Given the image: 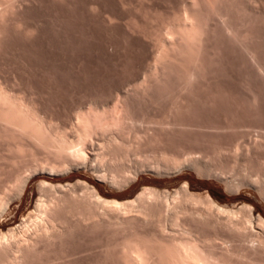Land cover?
<instances>
[{"label":"rangeland","instance_id":"1","mask_svg":"<svg viewBox=\"0 0 264 264\" xmlns=\"http://www.w3.org/2000/svg\"><path fill=\"white\" fill-rule=\"evenodd\" d=\"M195 1L0 0V88L12 96L25 98L47 119L61 126H69L71 120L74 121L76 109L86 107L90 102L111 104V99L117 95L133 93L136 91L134 87L137 88L142 80H148L156 68L155 62L158 63V46L165 42L167 44V40L171 38L168 34L176 25L177 28L179 23L184 24L187 17L185 15L191 11L189 7H193L191 3ZM237 1L250 8V16L248 14L245 17H249L248 20L240 17L245 19V22L234 15L231 22L233 20L232 23L242 31L250 27L248 31L254 36L252 47L257 53L256 61L238 49L237 45L229 42L224 34L219 35L218 32L215 37L212 32H208L201 36L200 42L197 43L199 47L194 48L195 54L189 56L199 64L201 78L193 81L189 89L179 97L174 91L171 97L162 99L160 103L150 107H136L137 113L147 114V117L166 118L172 115L211 124L226 121L224 124H234L236 128L229 127L219 134L199 130L188 133L174 131V134L173 131L172 134H167L161 130L153 134L146 133L144 135L148 134L147 138L140 139L141 155L139 153L127 159L125 165L126 169L129 168L123 176H118L122 180L117 178L119 182L115 183L110 180L113 173L108 172L107 179L100 178V172L83 165L69 171L36 170L32 166L34 158L42 159L43 155L45 158V153L26 137L0 125V231L6 232L9 228L16 227L34 209L37 200L46 197L40 192L43 183H52L55 188L60 185L59 189L62 185L61 189H67L72 186L70 184L80 180L93 186L102 197L120 201L135 197L144 186L170 193L187 182L190 191L207 192L220 206L231 209H238L243 204L251 206L253 216L249 226L252 227L248 229L260 232L257 218L260 215L264 219V189L253 181L259 174V177H264V137L257 136L255 132L249 133L248 126L252 123L253 126L264 128V74L258 68V63L263 62L261 65L264 66V0ZM185 8H188V12ZM198 13L201 17L205 16L202 11ZM170 55L173 56L171 53ZM174 58L177 62L182 60L176 56ZM190 58L187 60L193 61ZM184 61L182 60V63ZM180 64L181 62L176 63L179 65L176 67L181 68ZM169 98L171 101L174 99L179 111L170 110ZM188 103L191 107L189 110L186 109ZM241 134L246 137L241 139ZM239 137L240 139H237ZM189 138L193 141L190 146ZM151 140L168 145V150H172L174 146L179 148L180 145L182 148L185 146L183 150H204L208 156L206 166H202V170L185 166L178 171L177 168L174 169L175 165L170 164L174 167L172 172L171 168L169 171L159 168L158 170L152 162L153 157L150 156L154 154ZM238 140L240 143L245 142V145L241 144L238 148L239 151L235 150V147L232 148ZM233 151L240 153L236 162L233 160ZM162 162L167 163L165 160ZM148 164H152V168ZM222 170H226L228 174L219 178L218 174ZM125 173L136 176L135 181L130 180L129 184L121 183L125 181ZM125 177L130 178L129 175ZM81 189H78V193L82 192ZM135 210L136 208H130L128 211H121L122 213L119 211L116 218L109 215L100 217V224L96 227H91V223H87L88 220L75 226L72 232L69 231L47 248L40 244L38 247L41 254L35 256L37 259L34 257L33 263L43 259L44 262L49 260L43 264H125L122 250L119 248V245L123 244L121 242L134 236L136 238V233L150 243L155 239L162 242L163 238L167 237L165 235H169L173 230L168 222L163 221L160 226L156 219L140 216ZM99 211L103 209L100 208ZM123 219H128L126 224L120 223ZM30 228L29 225L28 230ZM205 232L215 236L211 228L205 229ZM172 233L174 232H170ZM138 236V240H142ZM217 240L215 241L219 250L228 246L242 254L250 253V256L252 254L257 259L264 257L263 253H260L262 246L257 241L240 238L231 239V242L230 239L229 242ZM160 242L154 243H158L156 245L159 247Z\"/></svg>","mask_w":264,"mask_h":264},{"label":"bare ground","instance_id":"2","mask_svg":"<svg viewBox=\"0 0 264 264\" xmlns=\"http://www.w3.org/2000/svg\"><path fill=\"white\" fill-rule=\"evenodd\" d=\"M238 2L237 0H199L198 2L195 1L191 3L193 7H189L191 11L185 15V17H187L184 24L179 23L177 28L176 24H174L176 25L175 28L171 26L174 29L168 34V36L171 35L170 40H167V44L166 42H160L162 44L159 43L161 46H158V49L159 47L160 49L158 56H156L158 63L157 61L155 62L156 68H154L153 73L151 72V76L148 74L151 78L148 77L149 79L144 81L145 78L142 80L144 82L141 81L138 86L136 85L137 88L134 87L136 90L135 92H133V90V93L126 92L121 96L117 95L115 98L111 99L113 100L111 104L107 102L103 104L90 102L86 107L84 106L76 109L77 111L74 113L75 117H73L74 121L71 120L69 126H61L59 123L47 119L46 116H43V113L42 115L39 110L35 108L36 106L26 101L25 98L12 96L11 93L0 88V125H3L7 130L13 133L22 135L24 138L26 137L31 143L38 146L45 153V158H43L44 155L42 159H40L41 157L34 158L35 161L33 160L32 166L36 170L41 169L44 171L46 169L45 171L51 170L54 172L58 169L61 171H69L71 168L76 167L77 169L79 167L78 165H83L85 168L89 167L96 172H100V178H105L108 172H111V174L113 173V175L110 174V180L115 183L119 182L117 181L120 178H118V176H123V173L128 170L129 167L126 169L125 165L126 162H128L127 159H130L132 155L135 156L140 153V139L144 140L142 137L148 136V134L144 135L146 133L153 134L159 130V132L164 131L167 132V134L173 131L172 133L174 134V131L188 133L199 130L205 133L216 132L219 134L229 127L236 128L234 124H232L233 126L231 123H228L231 126L224 124L226 121L224 123L221 121L211 124V122L200 123L196 121L197 119H184L172 115L166 118H164L165 116L162 118L147 117V114L141 115L137 113L136 107L138 105V107L142 105L150 107L153 104L160 103L164 98L171 97L174 91L177 93L176 96L179 97L182 92L189 89L191 83L201 75L199 64L197 65L194 58L190 57L195 54L194 48L199 47L197 43L200 42L201 36H204V34L208 32H212L214 36L218 32L220 33H218L219 35L224 34V37L228 38L229 42L237 45V47H239L238 49L243 50L252 60L256 61L257 53H255V48L253 49L252 47L254 36L251 35L252 32L250 33V31H248L250 27L248 30L242 31L240 27L238 28L235 26L236 24L232 23L233 20L231 22V18L234 15L239 16V18H245L248 14L250 16V8L244 3L242 5V2ZM187 9L185 8L188 12ZM201 11L205 16L202 15L203 17H201L199 15L198 12ZM245 19L242 20L240 18V21H245ZM169 29L171 28L169 27ZM253 45L255 44L253 43ZM192 48L194 50H192ZM243 51L240 52L243 54ZM169 52L173 54L172 57ZM174 56L177 58L179 57L183 61L185 60L184 65V62L182 63V60L180 61L182 67L188 66L184 67L185 69H181L182 67L177 68L176 66L179 65H176V63L178 64L180 62H177L178 60L174 58ZM187 57L193 61L190 62L187 60L189 59ZM261 64H263V62ZM261 64L258 63V68L259 71L264 74V66ZM169 106L171 107H169L170 110L172 109L171 111L174 110L177 112L180 110L179 107H177L178 105L176 106V103H174V99ZM186 109H191L189 103L186 104ZM236 125L239 126V124ZM257 126H253L251 123V125L248 126L249 133L255 132L257 136L264 137V128H258ZM239 136H242L241 139L246 137L243 134ZM240 137L237 139H240ZM186 140H188V137ZM189 140L191 141L190 138ZM150 143L152 152L154 153H151L152 155L150 156L153 157L152 162L157 169L159 168L164 171L171 168L172 172V167L174 165L175 168H173L175 170L177 168L178 171L179 169L182 170L181 168L183 167L185 168V166H192L198 170H202V166H206L208 156L204 153V150H183L185 146L182 148L181 145V148L174 146L172 150H168L166 149L168 145H161V142L159 143L157 140H151ZM192 143L193 141H191L190 144L188 143L189 146ZM241 144L245 145V142L240 143L238 140L236 145L233 144L235 146H232V148L235 147L234 149L237 150L240 148ZM170 146H172V144ZM154 149L156 150L153 151ZM238 151H233L235 153L233 158L235 162L238 159V154L240 155ZM163 160L167 161V163H163ZM93 162L94 164H92ZM97 164H101L102 166H98ZM170 164L173 166L171 167ZM151 165L152 164L149 166ZM153 170L155 171L154 166ZM203 170H205V168H203ZM225 171L222 170L218 174L219 178L226 175L227 172ZM96 172H94V174ZM119 172H121L120 174L122 175L118 174ZM127 174L128 173H125V175H129L130 178L124 175L123 178L125 181L121 183H128L130 180L135 181L136 176L132 177L133 174L131 176L130 173ZM259 175L253 183L256 182V184L263 187L261 189H264V177H259ZM104 178L102 179H107V177ZM120 179L122 180V178ZM70 185L72 186L67 187V189H61V185L59 189L60 185L55 188L52 183L49 185L46 183L44 185L43 183L40 192L46 197H40L35 203L34 209H32L26 218L16 227L9 228L6 232L0 231V264H35L33 263V259L35 256H39L37 254L41 251L38 247L40 244H43V246L47 248V246L69 233V231L72 232V230L76 228L75 226L81 223L89 220L87 223L90 222L91 227H96L100 224V217L103 218L108 215L109 217H115L119 211H128L130 208H136L139 212L138 214H141L140 216L143 215V217L156 219L160 222L158 223L160 226H162L161 223L163 221L168 222L173 229L170 232L173 231L174 233L170 234L169 232V235H165L167 237L163 238L164 242H160L157 239H155V241L152 240L154 242H160L159 247L156 245L158 243H150L146 241V238L143 237L144 240L136 233V238L138 236L143 241L138 240V238H135V234H133L134 238L121 242L123 243L121 245L118 244L121 246L119 248L120 251L122 250L125 264H264V257L262 259H257L253 257L254 255L252 256V254L250 256V253H248L249 255L246 253L242 254V252L240 253L228 247L226 242L227 248H221L223 250H219L216 243L218 241L217 239H219V241L221 239L224 241L230 239L231 242V239L234 238L257 241V243L262 246V252L260 253L264 255V219L260 215L257 218V227L261 230L260 232L254 231L255 229L253 230L252 228L249 230L248 228L252 227L249 226V223L251 221V216H253L252 207L249 205L243 204L238 209L220 206L211 198L209 193L190 191L187 182H184L179 188H176L170 193L159 191V189L154 187L144 186L135 197L122 201L102 197L93 186H89V184L84 181L79 180L76 181L75 184L72 183ZM80 188H82V192L78 193V189ZM83 189L87 192H84ZM100 208H102L103 211H99ZM127 220L123 219L120 223H127ZM29 225L31 228L28 230ZM208 228L214 230L215 236H211L209 233L206 234L207 231L205 232V229ZM39 260L36 264H43L49 261L45 260L44 262L43 259L42 261Z\"/></svg>","mask_w":264,"mask_h":264}]
</instances>
